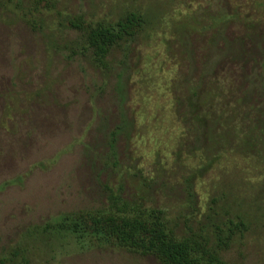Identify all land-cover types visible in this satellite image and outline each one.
<instances>
[{"label":"rangeland","instance_id":"1","mask_svg":"<svg viewBox=\"0 0 264 264\" xmlns=\"http://www.w3.org/2000/svg\"><path fill=\"white\" fill-rule=\"evenodd\" d=\"M228 1L250 18L262 14L264 0ZM0 2V264H160L123 248L81 247L40 227L62 212L103 207L110 192L165 207L182 225L180 182L191 173V221L205 220L216 199L223 218L245 223L220 251L225 264H264V158L223 153L199 172L197 157L175 153L184 128L174 96L183 92L173 84L189 77L184 46L198 39L175 25L190 15L201 22L204 1ZM133 8L152 22L111 49L106 69L77 50L80 33L69 19L115 20ZM121 116L112 154L109 132Z\"/></svg>","mask_w":264,"mask_h":264},{"label":"trees","instance_id":"2","mask_svg":"<svg viewBox=\"0 0 264 264\" xmlns=\"http://www.w3.org/2000/svg\"><path fill=\"white\" fill-rule=\"evenodd\" d=\"M202 1L213 12L201 6V22L190 15L175 25L177 31L185 27L198 39L184 46L189 77L173 84L183 92L182 99L174 96V112L184 128L175 153L197 157L199 172L223 153L264 158V5L259 18H250L237 6L229 7L228 0ZM21 3L14 0L15 5ZM151 19L146 10L133 8L115 20L85 22L77 15L68 22L80 33L77 50L88 52L102 70L108 67L111 49L130 44L149 28ZM231 28L240 32L231 34ZM239 65L249 69L238 70ZM197 68L199 74L193 79ZM124 125L121 116L109 132L112 154ZM192 174L183 175L180 182L187 199L182 225L165 207L110 192L103 207L62 212L45 222L41 231L72 239L81 247L110 246L150 255L160 264H225L220 251L228 247L236 231L242 232L245 223L239 216L237 220L223 218L214 208L216 199L205 220L191 221L195 207Z\"/></svg>","mask_w":264,"mask_h":264}]
</instances>
